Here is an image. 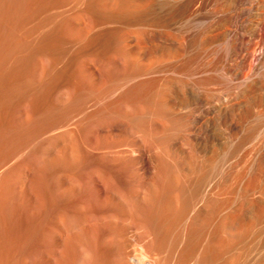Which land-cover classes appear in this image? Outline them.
<instances>
[{
	"label": "rangeland",
	"instance_id": "374dc122",
	"mask_svg": "<svg viewBox=\"0 0 264 264\" xmlns=\"http://www.w3.org/2000/svg\"><path fill=\"white\" fill-rule=\"evenodd\" d=\"M27 1L5 36L26 76L0 112V264H264V0ZM206 177L214 213L180 218Z\"/></svg>",
	"mask_w": 264,
	"mask_h": 264
},
{
	"label": "bare ground",
	"instance_id": "6f19581e",
	"mask_svg": "<svg viewBox=\"0 0 264 264\" xmlns=\"http://www.w3.org/2000/svg\"><path fill=\"white\" fill-rule=\"evenodd\" d=\"M50 1V0H49ZM76 1V0H75ZM101 1V0H100ZM129 1H131V0H120V6L122 7V8H126V7H128V3H129ZM39 2V1H38ZM198 2V1H197ZM42 4H43V1L41 2ZM45 3V2H44ZM53 3V2H52ZM71 3V2H70ZM82 3V2H81ZM81 3H79V5L81 4ZM103 3V2H102ZM191 3V2H190ZM37 4V3H36ZM34 4V3H29L27 0H0V112L2 113V112H4V111H7L8 109H11V101H12V96L14 95L13 93H14V91H15V87L17 86V84L20 82V80L22 79V78H24V76H26V73L25 72H23L21 69H19V68H16L15 70H14V68L13 67H11L10 66V64H11V60L12 59H14V57H15V55H16V53H17V50L15 49V46H13V45H9L8 43H6L5 42V36H6V32L8 31V30H13L14 31V29L15 28H24L27 24H29L31 21H33V20H35L36 19V17L39 15L38 14V11H40L39 10V7L37 6V5H39V4ZM84 4H85V2H84ZM99 4V3H98ZM192 4V3H191ZM43 6H45V5H43ZM42 6V7H43ZM98 6V5H97ZM196 6V5H195ZM134 7V6H133ZM138 7V6H137ZM96 8V7H95ZM103 8V7H102ZM109 8V7H108ZM48 9V8H47ZM85 9V8H84ZM193 9V8H192ZM44 10V9H43ZM50 10V9H49ZM48 10V11H49ZM138 10V9H137ZM130 11V10H129ZM86 12V11H85ZM117 12V11H116ZM47 13H49V12H47ZM89 13V12H88ZM118 13V12H117ZM122 13V12H121ZM120 13V14H121ZM138 14V13H137ZM44 15H45V13H44ZM86 16H88V15H86ZM41 17V16H40ZM39 17V18H40ZM44 17V16H43ZM80 18H82V17H80ZM75 19V18H74ZM115 19V18H114ZM137 19V18H136ZM146 19V18H145ZM82 20V19H81ZM37 21V20H36ZM79 21V20H78ZM38 22V21H37ZM53 22V21H52ZM65 22V21H64ZM81 22V21H80ZM49 23V22H48ZM66 24V23H65ZM46 25V24H45ZM70 25V24H69ZM73 25V24H72ZM144 25V24H143ZM32 26V25H31ZM44 26V25H43ZM66 26V25H65ZM140 26V25H139ZM60 27H61V25H60ZM69 27V26H68ZM91 27V26H90ZM39 28V27H38ZM27 29V28H26ZM16 31H17V29H15ZM32 30V29H31ZM69 30V29H68ZM88 30V29H87ZM23 31V30H22ZM71 31V30H70ZM69 31V32H70ZM133 31V30H132ZM73 33V32H72ZM79 33H80V31H79ZM87 33V32H86ZM13 34V33H12ZM20 34V33H19ZM71 34V33H70ZM76 34V33H75ZM89 34V33H88ZM11 36H14V34L13 35H11ZM81 36V35H80ZM17 37H18V35H17ZM27 37V36H26ZM60 37V36H59ZM63 37V36H62ZM151 37V36H150ZM10 38V37H9ZM51 38V37H50ZM6 39H7V37H6ZM15 39V38H14ZM69 40V39H68ZM10 41V40H9ZM16 41H17V39H16ZM82 41V40H81ZM124 41V40H123ZM13 42V41H12ZM12 42H11V44H12ZM73 42V41H72ZM14 43V42H13ZM47 43V42H46ZM53 43V42H52ZM121 44V43H120ZM22 45V44H21ZM181 45V44H180ZM17 48V47H16ZM132 49V48H131ZM125 50V49H124ZM123 50V51H124ZM47 49L46 48H43V49H41L40 50V52L42 53V54H47ZM131 52H132V50H131ZM27 53V52H26ZM31 53V52H30ZM34 53V52H33ZM32 53V54H33ZM40 53V54H41ZM53 53V52H52ZM59 53V52H58ZM19 54H21V53H19ZM31 54V55H32ZM37 54V53H36ZM55 54V53H54ZM125 54V53H124ZM59 55V54H58ZM131 55V54H130ZM129 55V56H130ZM19 56V55H18ZM29 56H30V54H29ZM50 56V55H49ZM127 56V55H126ZM31 57V56H30ZM38 57H40V58H42L41 56H39L38 55ZM60 57V56H59ZM134 57V56H133ZM22 58V57H21ZM35 58H37V57H35ZM34 58V59H35ZM43 59V58H42ZM41 60V59H40ZM132 60H133V58H132ZM14 61V60H13ZM24 63V62H23ZM33 64V63H32ZM76 64V63H75ZM38 65V64H37ZM83 66H85V65H83ZM138 66V65H137ZM23 67V66H22ZM29 67V66H28ZM43 67V66H42ZM133 67V66H132ZM38 68V67H37ZM80 68V67H79ZM30 69V68H29ZM44 70V68L42 69V71ZM40 72V71H39ZM50 71H48V73H49ZM53 72V71H52ZM42 74V73H41ZM44 74V73H43ZM137 74V73H136ZM29 75V74H28ZM52 75V74H51ZM126 75V74H125ZM132 76V75H131ZM36 77V76H35ZM48 77V76H47ZM41 78V77H40ZM44 78V77H43ZM42 78V79H43ZM50 78V77H49ZM131 78V77H130ZM37 79V78H36ZM32 80V79H31ZM45 81H47V80H45ZM35 82V81H34ZM49 82H50V79H49ZM90 83V82H89ZM27 84H28V82H27ZM31 84V83H30ZM20 86V85H19ZM110 86V85H109ZM45 87V86H44ZM65 88V87H64ZM110 88V87H109ZM24 89V88H23ZM50 89V88H49ZM21 90V89H20ZM37 90V89H36ZM36 90H35V92H36ZM43 90H45V89H43ZM17 91V90H16ZM34 92V91H33ZM66 94V93H65ZM69 94V93H68ZM25 95V94H24ZM40 95V94H39ZM30 96V95H29ZM114 96V95H113ZM22 98V97H21ZM26 98V97H25ZM14 102V101H13ZM156 105V104H155ZM66 109V108H65ZM11 113V112H10ZM10 115V114H9ZM70 123V122H69ZM9 126V125H8ZM7 130V129H6ZM5 130V131H6ZM49 138V137H48ZM52 148V147H51ZM55 150V149H54ZM62 150V149H61ZM43 151V150H42ZM41 151V152H42ZM40 152V153H41ZM44 152V151H43ZM49 152V151H48ZM51 152V151H50ZM54 152V151H53ZM57 152V151H56ZM39 153V152H38ZM75 153H76V151H75ZM44 154V153H43ZM42 154V155H43ZM48 154V153H47ZM46 154V155H47ZM57 154V153H56ZM61 154V153H60ZM45 155V156H46ZM41 156V155H40ZM51 156V155H50ZM55 156V155H54ZM49 157V156H48ZM53 157V156H52ZM200 157V156H199ZM46 158V157H45ZM50 158V157H49ZM58 158V157H57ZM192 158H194V157H192ZM43 159V158H42ZM53 159V158H52ZM198 159V158H197ZM44 160V159H43ZM54 160V159H53ZM51 161V160H50ZM194 161V160H193ZM46 162V161H45ZM80 162V161H79ZM48 163V162H47ZM55 163V162H54ZM57 163H58V161H57ZM197 163V162H196ZM65 164V163H64ZM193 164V163H192ZM50 165V164H49ZM46 166V165H45ZM66 166V165H65ZM200 166H202V163H201V165ZM41 167V166H40ZM53 167V166H52ZM51 167V168H52ZM192 167V166H191ZM205 167V166H204ZM56 168V167H55ZM193 168V167H192ZM198 168H201V167H198ZM202 168H203V166H202ZM201 168V169H202ZM65 169V168H64ZM200 169V170H201ZM34 170V169H33ZM55 170V169H54ZM76 170V169H75ZM177 170V169H176ZM39 171V170H38ZM52 171V170H51ZM40 172V171H39ZM63 173H64V171H62ZM61 172V173H62ZM198 172H200V171H198ZM47 173V172H46ZM197 173V172H196ZM40 174V173H39ZM59 174V173H58ZM193 174H194V172H193ZM199 174H201V173H199ZM203 174V173H202ZM54 175V174H53ZM179 175V174H178ZM60 176H61V174H60ZM59 176V177H60ZM197 176H199V175H197ZM41 178V177H40ZM52 178V177H51ZM61 178V177H60ZM98 178V177H97ZM211 178V177H210ZM31 180V179H30ZM47 180V179H46ZM188 180V179H187ZM211 180V179H210ZM41 181V180H40ZM39 181V182H40ZM76 181V180H75ZM207 181H209L208 179H207V177L206 178H204V179H201V180H191V181H184L183 182V185H182V195H181V200H182V203H183V207H182V209H181V212H180V218H184L186 215H188L190 212H191V214H192V212H195V211H197V213H199V214H202L203 215V217H204V220H206V221H208L209 219H210V217H211V214H213L212 213V204H213V195H211V191H210V189L209 188H207V190H205L206 191V193L205 194H202L201 193V187L204 185L205 187H203V188H206L207 186L209 187V184H207L208 182ZM52 182V181H51ZM60 182V181H59ZM99 182V181H98ZM102 183V182H101ZM212 183V182H211ZM158 184V183H157ZM170 184V183H169ZM174 184V183H173ZM36 185V184H35ZM40 185V184H39ZM47 185V184H46ZM175 185H177V184H175ZM195 186V188L193 189L192 187V191L191 192H189L188 194H187V192L185 193V190H186V187L188 188L189 186ZM31 186V185H30ZM165 186V185H164ZM38 187V186H37ZM57 187V186H56ZM61 187V186H60ZM107 187V186H106ZM178 187V186H177ZM210 187H211V185H210ZM218 187V186H217ZM40 188V187H39ZM44 188V187H43ZM108 188V187H107ZM181 188V187H180ZM184 188H185V190H184ZM212 188V187H211ZM37 189V188H36ZM47 189H48V187H47ZM52 189V188H51ZM54 189V188H53ZM59 189V188H58ZM173 189V188H172ZM22 190V189H21ZM42 190V189H41ZM41 190H39V191H41ZM60 190H62V189H60ZM106 190V189H105ZM33 191V190H32ZM48 191V190H47ZM53 192V191H52ZM41 193V192H40ZM57 193V192H56ZM73 193V192H72ZM100 193V192H99ZM212 193H213V191H212ZM34 194V193H33ZM36 194V193H35ZM45 194H46V192H45ZM47 194H48V192H47ZM228 194V193H227ZM36 196H37V194H36ZM57 196V195H56ZM121 196V195H120ZM123 196V195H122ZM171 196H173V195H171ZM176 196V195H175ZM226 196V195H225ZM10 197V196H9ZM40 197V196H39ZM38 198V197H37ZM48 198V197H47ZM51 198V197H50ZM64 198V197H63ZM156 198V197H155ZM168 198H170V197H168ZM179 199V197H176L175 198V200L176 199ZM40 199V198H39ZM44 199V198H43ZM125 199V198H124ZM130 199V198H129ZM129 199H127V200H129ZM38 200V199H37ZM41 200V199H40ZM46 200V199H45ZM228 200V199H227ZM161 202V201H160ZM44 203V202H43ZM48 203V202H47ZM51 203V202H50ZM221 203V202H220ZM162 204V203H161ZM166 204V203H165ZM164 204V205H165ZM176 204V203H175ZM180 205V204H179ZM226 205V204H225ZM44 205H42L41 207H43ZM215 206V205H214ZM37 207V206H36ZM172 207V206H171ZM225 207V206H224ZM64 208V207H63ZM223 208V207H222ZM37 209V208H36ZM43 209V208H42ZM53 209V207L51 208V210ZM55 209V208H54ZM53 209V210H54ZM166 209V208H165ZM215 209V208H214ZM66 210V209H65ZM174 210V209H173ZM178 210H179V208H178ZM55 211V210H54ZM67 211V210H66ZM168 211V210H167ZM224 211H227V210H224ZM41 213H42V211H40ZM230 212V211H229ZM58 213V212H57ZM113 213V212H112ZM47 214V213H46ZM50 214V213H49ZM115 214V213H114ZM166 214V213H165ZM168 214V213H167ZM222 214H223V212H222ZM229 215V213H226L225 214V216L226 215ZM64 215V214H63ZM146 215V214H145ZM174 215H175V213H174ZM50 216V215H49ZM48 216V217H49ZM65 216V215H64ZM75 216V215H74ZM117 216V215H116ZM115 215H114V217H116ZM173 216V215H172ZM172 216H170L171 218H173ZM179 216V215H178ZM192 215H189L188 217L190 218ZM198 216V215H197ZM214 216V215H213ZM230 216V215H229ZM42 217V216H41ZM40 217V218H41ZM106 217V216H105ZM47 218V217H46ZM56 218H59V217H56ZM119 218V217H118ZM196 218V217H195ZM225 218V217H224ZM99 219V218H98ZM114 219H116V218H114ZM122 219V218H121ZM188 218H186V220H187ZM51 220V219H50ZM59 220V219H58ZM62 220V219H61ZM213 220V219H212ZM228 220V219H227ZM43 221V220H42ZM64 221V220H63ZM69 221V220H68ZM71 221V220H70ZM88 221V220H87ZM169 221V220H168ZM182 221V220H181ZM185 221V220H184ZM223 221L225 222V220L223 219ZM46 222V221H45ZM78 222V221H77ZM146 222V221H145ZM211 222V221H210ZM47 223V222H46ZM65 223V222H64ZM63 223V224H64ZM163 223V222H162ZM186 223H188V221H186ZM186 223H185V225H186ZM204 223V222H203ZM207 223V222H206ZM36 224V223H35ZM68 224V223H67ZM208 224V223H207ZM45 224H43V226H44ZM66 225V224H65ZM143 224H141V226H142ZM165 225H167V224H165ZM180 225H182V224H180ZM185 225H184V227H185ZM206 225V224H205ZM42 226V227H43ZM51 226H53V225H51ZM77 226V225H76ZM79 226V225H78ZM137 226V225H136ZM176 226V225H175ZM174 226V227H175ZM187 226V225H186ZM196 226V225H195ZM209 226V225H208ZM34 227V226H33ZM41 227V228H42ZM65 227V226H64ZM117 227V226H116ZM144 227H146V225L144 226ZM143 227V228H144ZM192 227H193V225H192ZM66 228H68V225H67V227ZM65 228V229H66ZM120 228V227H119ZM147 228H149V227H147ZM147 228L145 229V230H147ZM176 228V227H175ZM206 228V227H205ZM102 229V228H101ZM153 229V228H152ZM155 229V228H154ZM153 229V230H154ZM170 229V228H169ZM173 229V228H172ZM179 229V228H178ZM184 229V228H183ZM193 229V228H192ZM228 229V228H227ZM40 230V229H39ZM46 230V229H45ZM104 230V229H103ZM128 230V229H127ZM144 230V231H145ZM149 230H150V228H149ZM177 230V229H176ZM49 231V230H48ZM68 231V230H67ZM148 231V230H147ZM185 231H186V229H185ZM36 232H37V230H36ZM50 232V231H49ZM61 232V231H60ZM98 232V231H97ZM122 232V231H121ZM163 232V231H162ZM170 232V231H169ZM203 232V231H202ZM65 233V232H64ZM67 233V232H66ZM65 233V234H66ZM127 233V232H126ZM225 233H226V231H225ZM60 234V233H59ZM61 234H62V232H61ZM64 234V235H65ZM92 234H94V233H92ZM118 234V233H117ZM128 234V233H127ZM147 234H150V233H147ZM158 234V233H157ZM156 234V235H157ZM159 234H161V233H159ZM183 234V233H182ZM184 234H185V232H184ZM50 235V234H49ZM113 235V234H112ZM168 235V234H167ZM175 235V234H174ZM200 235H201V233H200ZM35 236V235H34ZM46 236V235H45ZM48 236V235H47ZM68 236V235H67ZM94 236V235H93ZM98 236V235H97ZM125 236V235H124ZM142 236H144L143 234H142ZM157 236H159V235H157ZM179 236V235H178ZM65 237V236H64ZM70 237V236H69ZM68 237V238H69ZM94 237H96V236H94ZM108 237H109V235H108ZM118 237V236H117ZM152 237V236H151ZM151 237H150V240H151ZM200 237V236H199ZM50 238V237H49ZM61 238V237H60ZM97 238V237H96ZM114 238V237H113ZM124 238V237H123ZM134 238V237H133ZM140 238V237H139ZM157 238V237H156ZM172 238V237H171ZM178 238V237H177ZM180 238L182 239V237L180 236ZM185 238V237H184ZM183 238V239H184ZM189 238V237H188ZM208 238V237H207ZM125 239V238H124ZM147 238L145 237V240H144V242H146L147 240H146ZM187 239V238H186ZM192 239H194V238H192ZM66 240V239H65ZM118 240V239H117ZM160 240H162V239H160ZM197 240V239H196ZM208 240V239H207ZM54 241V240H53ZM99 241V240H98ZM125 241V240H124ZM135 241H137V240H135ZM142 242H143V239L141 240ZM152 241H153V237H152ZM157 241H158V238H157ZM182 241V240H181ZM200 241V240H199ZM75 242V241H74ZM118 242V241H117ZM159 242V241H158ZM189 242H191V241H189ZM195 242V241H194ZM193 242V243H194ZM197 242V241H196ZM65 243V242H64ZM63 243V244H64ZM69 243V242H68ZM97 243V242H96ZM113 243V242H112ZM134 243V242H133ZM147 243V242H146ZM153 243H154V241H153ZM152 243V244H153ZM155 243H157L156 241H155ZM165 243V242H164ZM182 243V242H181ZM192 243V244H193ZM132 244V243H131ZM141 244V243H140ZM177 244H178V242H177ZM198 244V243H197ZM209 244V243H208ZM45 245V244H44ZM83 245V244H82ZM96 245V244H95ZM124 245V244H123ZM143 245V244H142ZM151 245V244H150ZM150 245H149V247H150ZM154 245V244H153ZM182 245V244H181ZM188 245V244H187ZM228 245V244H227ZM38 246V245H37ZM41 246V245H40ZM54 246V245H53ZM172 246V245H171ZM171 246H169V247H171ZM44 247V246H43ZM67 247V246H66ZM89 247V246H88ZM99 247V246H98ZM118 247V246H117ZM135 247V246H134ZM146 247V246H145ZM152 247V246H151ZM154 247V246H153ZM155 247H157V249H159V247H161V245H159L158 244V246L156 245ZM163 247V246H162ZM196 247V246H195ZM209 247V246H208ZM225 247V246H224ZM51 248V247H50ZM58 248V247H57ZM59 248H60V246H59ZM103 248V247H102ZM143 248H144V246H142V250H143ZM147 249H148V247H146ZM177 248V247H176ZM188 248V247H187ZM186 248V249H187ZM192 248V247H191ZM210 248V247H209ZM47 249H48V247H47ZM47 249H46V254L48 253L47 252ZM96 249V248H95ZM118 249V248H117ZM136 249V248H135ZM153 249H155V248H150V251H152ZM164 249V248H163ZM167 249H169V248H167ZM183 249V248H182ZM185 249V250H186ZM85 250H86V248H85ZM89 250V249H88ZM91 250V249H90ZM99 250V249H98ZM120 250V249H119ZM128 250V249H127ZM176 250V249H175ZM174 250V251H175ZM43 251V250H42ZM60 251H61V249H60ZM59 251V252H60ZM83 251V250H82ZM103 251V250H102ZM125 251V250H124ZM143 251H145V249L143 250ZM147 251V250H146ZM149 251V252H150ZM153 251H155V250H153ZM177 251H179L178 249H177ZM177 251H176V254H177ZM200 251H201V247H200ZM199 251V252H200ZM208 251H210V250H208ZM50 252V251H49ZM63 252V251H62ZM98 252V251H97ZM96 252V253H97ZM140 252H142V251H140ZM139 252V253H140ZM164 252V251H163ZM197 252H198V250H197ZM69 253V252H68ZM93 253V252H92ZM119 253V252H118ZM137 253H138V251H137ZM136 253V254H137ZM143 253V252H142ZM142 253L141 254H138L139 256L140 255H142ZM162 253V252H161ZM205 253V252H204ZM203 253V254H204ZM36 254H38V253H36ZM42 254V253H41ZM61 254V253H60ZM85 254L86 255H89V253L88 252H84V256H85ZM129 254V253H128ZM132 254V253H131ZM134 254V253H133ZM135 254V255H136ZM146 254V252L143 254V255H145ZM147 254H149V253H147ZM146 254V255H147ZM154 254V253H153ZM155 254H156V252H155ZM158 254H160V253H158ZM158 254L156 255V256H158ZM175 254V255H176ZM182 254H184V253H182ZM202 254V253H201ZM206 254V253H205ZM211 254V253H210ZM53 255V254H52ZM93 255V254H92ZM100 255H102V254H100ZM134 255V257H136ZM166 255H167V253H166ZM165 255V256H166ZM181 255V254H180ZM39 256V255H38ZM56 256V255H55ZM61 256H62V254H61ZM69 256V255H68ZM105 256V255H104ZM130 256V255H129ZM133 256V255H132ZM148 256H150V254L149 255H147L146 257H148ZM161 256V255H160ZM162 256H163V254H162ZM211 256V255H210ZM52 257V256H51ZM86 257V256H85ZM84 257V258H85ZM90 257V256H89ZM96 257V256H95ZM102 257V256H101ZM120 257H122V255H120ZM138 257V256H137ZM136 257V258H137ZM141 258L140 259H142L144 256H140ZM167 257V256H166ZM171 257V256H170ZM170 257H169V259H170ZM174 257V256H173ZM179 257V256H178ZM198 257V256H197ZM214 257V256H213ZM33 258V257H32ZM49 258V257H48ZM64 258V257H63ZM67 258V257H66ZM65 258V259H66ZM139 258V257H138ZM152 258L154 259L155 258V256L153 257L152 256ZM225 258V257H224ZM43 259V258H42ZM56 259V258H55ZM55 259H54V261H55ZM122 259V258H121ZM124 259H125V257H124ZM139 259V260H140ZM147 258H145V260H146ZM152 259V260H153ZM157 259H158V261H159V256L157 257ZM156 259V260H157ZM164 259H167V258H164ZM163 259V260H164ZM178 259V258H177ZM197 259V258H196ZM203 259V258H202ZM67 260V259H66ZM65 260V261H66ZM95 260H96V258H95ZM98 260V259H97ZM96 260V261H97ZM103 260V259H102ZM114 260V259H113ZM132 260H134L133 258H132ZM139 260H138V262H139ZM145 260H143L142 259V263H143V261H145ZM148 260H149V262H151L152 264H153V262L152 261H150V258H148ZM160 260H162L161 258H160ZM162 260V261H163ZM179 260H180V258H179ZM201 260V259H200ZM204 260V259H203ZM223 260V259H222ZM50 261V260H49ZM154 261V260H153ZM173 261H174V259H173ZM181 261V260H180ZM197 261L199 262V260L197 259ZM101 262V261H100ZM99 262V263H100ZM118 262H119V260H118ZM130 262V261H129ZM170 262H171V260H170ZM176 262V261H175ZM177 262H179V261H177ZM182 262V261H181ZM180 262V263H181ZM194 262V260L191 262V263H193ZM196 262V261H195ZM203 262V261H202ZM54 263V262H53ZM56 263H58L57 261H56ZM64 263V262H63ZM110 263V262H109ZM140 264H141V261L139 262ZM156 263V262H155ZM226 263V262H225ZM38 264V263H37ZM39 264H40V262H39ZM46 264H47V262H46ZM111 264V263H110ZM133 264V263H132ZM144 264H146V263H144ZM160 264V263H159ZM161 264H163V263H161ZM190 264V263H189ZM196 264H198V263H196ZM200 264H205V263H200Z\"/></svg>",
	"mask_w": 264,
	"mask_h": 264
}]
</instances>
